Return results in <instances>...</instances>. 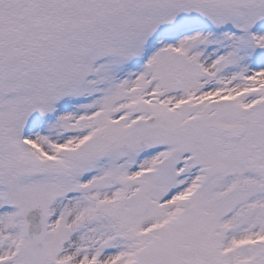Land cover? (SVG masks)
I'll use <instances>...</instances> for the list:
<instances>
[{
	"label": "snow or ice",
	"instance_id": "obj_1",
	"mask_svg": "<svg viewBox=\"0 0 264 264\" xmlns=\"http://www.w3.org/2000/svg\"><path fill=\"white\" fill-rule=\"evenodd\" d=\"M0 264H264V0H0Z\"/></svg>",
	"mask_w": 264,
	"mask_h": 264
}]
</instances>
